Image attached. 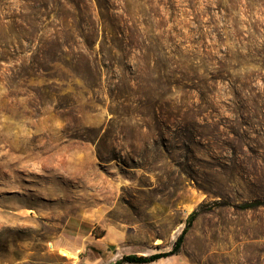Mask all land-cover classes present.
<instances>
[{
    "label": "rangeland",
    "instance_id": "1",
    "mask_svg": "<svg viewBox=\"0 0 264 264\" xmlns=\"http://www.w3.org/2000/svg\"><path fill=\"white\" fill-rule=\"evenodd\" d=\"M113 1L148 47L118 59L144 78L112 81L124 99L0 49V264H113L187 225L148 264H264V204L232 206L264 202V0ZM21 6L0 0V36Z\"/></svg>",
    "mask_w": 264,
    "mask_h": 264
},
{
    "label": "trees",
    "instance_id": "2",
    "mask_svg": "<svg viewBox=\"0 0 264 264\" xmlns=\"http://www.w3.org/2000/svg\"><path fill=\"white\" fill-rule=\"evenodd\" d=\"M21 13L15 21L4 17L6 21L18 28L19 36H0V49L9 50L13 46L10 39L26 44L31 66L36 70H61L72 79L82 83L83 87L93 94L106 84L109 96L124 99L120 92L114 94L110 87L117 86L112 81L117 80L121 86L132 91V84L144 82L138 70L129 72V76L122 81L114 78L118 59L127 61L132 56H144L148 50L146 36H142L143 29L139 24H130L116 11L113 0H20ZM63 10V11H62ZM17 21V22H16ZM57 21L59 25L52 26ZM45 22H50L44 25ZM52 28V32H46ZM99 47L96 49L95 43ZM6 44V45H5ZM19 45V42H16ZM7 45H10L7 48ZM3 61V60H0ZM21 69H25L21 62ZM119 90V87H117ZM142 96L140 94H135ZM260 200L245 201L234 204L241 210L254 209L263 205ZM196 211L188 216L191 223ZM183 229L168 252L154 253L148 256L129 254L114 261L113 264H148L158 259L174 255L178 252L186 228Z\"/></svg>",
    "mask_w": 264,
    "mask_h": 264
},
{
    "label": "bare ground",
    "instance_id": "3",
    "mask_svg": "<svg viewBox=\"0 0 264 264\" xmlns=\"http://www.w3.org/2000/svg\"><path fill=\"white\" fill-rule=\"evenodd\" d=\"M61 254L65 255V256H68V257H71V258H75V255H73L71 252H69L66 249H62L61 250Z\"/></svg>",
    "mask_w": 264,
    "mask_h": 264
},
{
    "label": "water",
    "instance_id": "4",
    "mask_svg": "<svg viewBox=\"0 0 264 264\" xmlns=\"http://www.w3.org/2000/svg\"><path fill=\"white\" fill-rule=\"evenodd\" d=\"M110 248H111V249H114V246L111 245Z\"/></svg>",
    "mask_w": 264,
    "mask_h": 264
}]
</instances>
